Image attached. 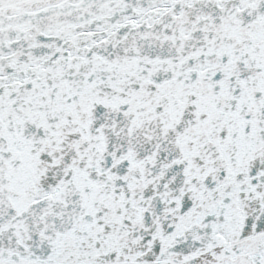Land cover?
Here are the masks:
<instances>
[{
	"label": "water",
	"instance_id": "water-1",
	"mask_svg": "<svg viewBox=\"0 0 264 264\" xmlns=\"http://www.w3.org/2000/svg\"><path fill=\"white\" fill-rule=\"evenodd\" d=\"M0 264H264V0L0 8Z\"/></svg>",
	"mask_w": 264,
	"mask_h": 264
},
{
	"label": "bare ground",
	"instance_id": "bare-ground-1",
	"mask_svg": "<svg viewBox=\"0 0 264 264\" xmlns=\"http://www.w3.org/2000/svg\"><path fill=\"white\" fill-rule=\"evenodd\" d=\"M21 0H0V5H7L9 3H14Z\"/></svg>",
	"mask_w": 264,
	"mask_h": 264
}]
</instances>
